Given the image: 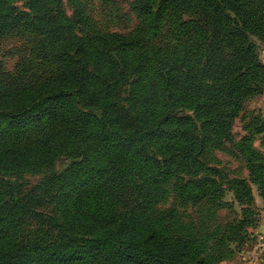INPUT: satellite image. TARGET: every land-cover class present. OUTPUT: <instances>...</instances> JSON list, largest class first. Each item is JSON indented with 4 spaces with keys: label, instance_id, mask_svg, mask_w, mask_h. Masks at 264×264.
Instances as JSON below:
<instances>
[{
    "label": "trees",
    "instance_id": "obj_1",
    "mask_svg": "<svg viewBox=\"0 0 264 264\" xmlns=\"http://www.w3.org/2000/svg\"><path fill=\"white\" fill-rule=\"evenodd\" d=\"M15 1L0 0V39H24L14 73L0 72V264H204L206 243L165 235L162 220L178 218L153 206L181 174L192 202L220 197L216 180L193 177L212 172L201 155L231 140L239 110L263 93L252 36L264 38V0H140L129 33L100 29L83 0L71 17L61 0ZM60 154L79 169L57 189L5 179ZM249 177L264 194L260 170Z\"/></svg>",
    "mask_w": 264,
    "mask_h": 264
},
{
    "label": "rangeland",
    "instance_id": "obj_2",
    "mask_svg": "<svg viewBox=\"0 0 264 264\" xmlns=\"http://www.w3.org/2000/svg\"><path fill=\"white\" fill-rule=\"evenodd\" d=\"M139 1L83 0L87 15L100 29L119 33H129L139 24L140 21L133 13V7ZM61 2L66 15L71 17V0ZM13 4L24 8L23 1L18 0ZM252 42L264 61V38L252 36ZM23 43L24 39L19 36L0 39V72L14 73ZM259 100L260 97L254 103L247 100L239 110L230 127L233 136L231 140L210 143L200 157L212 172H200L193 178L205 176L216 180L222 189L220 197H203L192 202L178 189V185L191 176L181 174L162 186L163 198L153 206L158 212L172 211L178 218L177 223H174L173 219L162 220L159 229L165 235L173 232L187 235V232H190L195 242L206 243L197 249L196 254L204 259V264H264L263 259L258 260L253 256L254 253H251L255 246L261 248L260 245H264V233L256 231L258 223L264 221V194L260 192L258 181L249 177L250 170L254 168L264 175V129L256 131L259 124L254 126V119H257L254 115L264 118L257 110L264 111L263 102L260 108L257 107ZM241 151H251L253 156L262 158L256 160L252 157L251 163L247 164ZM70 163L67 155L60 154L45 169L32 173L6 174L5 179L13 189L18 190L39 191L43 188L40 186L42 183L50 189H57L67 176L72 175L73 170L79 169L78 165ZM70 166L73 168L68 169ZM239 179L244 180L249 189L250 203L246 202L243 196H237L233 190V183H237ZM241 218L255 219L257 223L239 230L238 221Z\"/></svg>",
    "mask_w": 264,
    "mask_h": 264
},
{
    "label": "crops",
    "instance_id": "obj_3",
    "mask_svg": "<svg viewBox=\"0 0 264 264\" xmlns=\"http://www.w3.org/2000/svg\"><path fill=\"white\" fill-rule=\"evenodd\" d=\"M259 97H260V100H259V103H257V107L260 108V106L262 105V102H263L262 106L264 107V85H263V93L258 95L257 97L254 96V97L248 99V102L249 103H251V102L254 103V102L257 101V98H259ZM257 110H258V112H261V114L264 115V111H262L261 109H257ZM256 231H258L259 233H264V221H262V222L260 221L258 223V225L256 227ZM260 246H261V248H259L258 245L255 246L254 250L251 253H254L253 256L255 258H258V260H262L263 259L262 261H264V245H260Z\"/></svg>",
    "mask_w": 264,
    "mask_h": 264
}]
</instances>
